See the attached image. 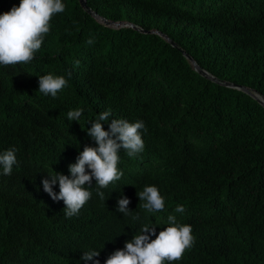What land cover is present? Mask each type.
I'll use <instances>...</instances> for the list:
<instances>
[{"label":"trees","instance_id":"16d2710c","mask_svg":"<svg viewBox=\"0 0 264 264\" xmlns=\"http://www.w3.org/2000/svg\"><path fill=\"white\" fill-rule=\"evenodd\" d=\"M19 3L0 0V14ZM63 3L31 62L0 65V154L15 148L17 158L11 175L0 167V264H104L144 224L158 235L169 215L194 236L171 264H264V106L221 83L264 97V0H86L99 16L136 28L106 26L79 0ZM142 30L168 36L218 82ZM47 74L68 80L56 98L38 91ZM77 108L81 118L69 121ZM109 110L110 120L144 122V149L135 158L120 150L121 179L100 189L103 201L93 179L91 199L66 217L42 181L55 172L71 178L84 146H97L87 130ZM153 185L165 200L159 212L137 195ZM121 198L130 199L128 216L117 211ZM88 250L99 257L82 260Z\"/></svg>","mask_w":264,"mask_h":264},{"label":"clouds","instance_id":"9594fccd","mask_svg":"<svg viewBox=\"0 0 264 264\" xmlns=\"http://www.w3.org/2000/svg\"><path fill=\"white\" fill-rule=\"evenodd\" d=\"M63 0H20L19 6L0 14V65L9 66L26 64L35 58L41 49L45 36L50 32V21L54 14L65 11ZM119 27V26H118ZM89 45L93 39L87 41ZM79 64V61L76 62ZM39 92L52 98L68 84L64 76L47 74L39 76ZM83 109L77 108L67 113L69 121H79ZM111 111H102L87 130L96 143V147L85 145L79 153L77 162L69 165L71 178L62 173L50 174V179L42 181L43 189L54 201H63L66 217L77 215L80 209L92 197L89 190L93 179L96 182L97 194L104 200L102 188L118 181L123 172L118 169L119 152L124 150L128 157L135 158L144 149L140 130L147 131L143 121L130 123L124 119H111ZM105 131L104 122H109ZM17 163L16 149L10 148L0 154V167L4 175H11ZM59 183V194L53 191V185ZM87 186V187H86ZM141 207L147 212H159L165 208V200L156 186H145L137 192ZM130 199L121 198L117 211L128 216ZM183 205H177L175 212L184 213ZM139 219V215L133 217ZM167 227L156 233V226L144 224L123 249L111 253L104 264H171L182 259L184 252L194 243L192 227L180 224L175 215H169ZM155 239H152V237ZM100 251L88 250L81 257L84 261H93ZM94 264H101L95 259Z\"/></svg>","mask_w":264,"mask_h":264},{"label":"water","instance_id":"95a60500","mask_svg":"<svg viewBox=\"0 0 264 264\" xmlns=\"http://www.w3.org/2000/svg\"><path fill=\"white\" fill-rule=\"evenodd\" d=\"M79 3L80 5L89 13L91 14L95 19L99 20L101 23H103L104 25L106 26H111V27H114L112 26V23L114 25H120V26H131V27H135L136 28V25L132 24V23H129V22H113V21H110L104 17H101L99 16L95 11H93L86 3V0H79ZM144 31V30H142ZM144 32H149V33H157L159 35H161L162 37H164L171 45L173 46H177V44L175 42H173L171 39L168 38V36L164 35V34H161L160 32H158L157 30H149V31H144ZM179 48V47H178ZM180 49V48H179ZM182 51V53H184V55L186 56V58L190 61V63L193 65L194 69L200 73L201 75L211 79L212 81H217L218 80L212 76L211 74H209L206 70L202 69L199 65H197V63L192 59V57H190L188 54L185 53L184 50L180 49ZM223 85L225 86H229V87H234V88H238L244 92H246L247 94H249L250 96H252L253 98H255L256 100H258L259 103H261L263 106H264V97H262L260 94L252 91L250 88L246 87V86H242V85H236V84H233V83H230V82H225V81H222L221 82Z\"/></svg>","mask_w":264,"mask_h":264},{"label":"rangeland","instance_id":"374dc122","mask_svg":"<svg viewBox=\"0 0 264 264\" xmlns=\"http://www.w3.org/2000/svg\"><path fill=\"white\" fill-rule=\"evenodd\" d=\"M112 26H114V27H118V26H120V25H114V24L112 23Z\"/></svg>","mask_w":264,"mask_h":264}]
</instances>
